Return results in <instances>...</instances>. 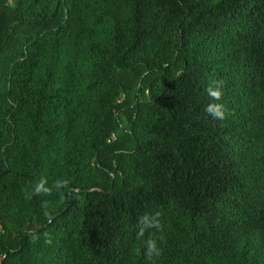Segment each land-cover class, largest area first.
Instances as JSON below:
<instances>
[{"label":"trees","instance_id":"1","mask_svg":"<svg viewBox=\"0 0 264 264\" xmlns=\"http://www.w3.org/2000/svg\"><path fill=\"white\" fill-rule=\"evenodd\" d=\"M234 69L264 138V0H0V264H264Z\"/></svg>","mask_w":264,"mask_h":264},{"label":"rangeland","instance_id":"2","mask_svg":"<svg viewBox=\"0 0 264 264\" xmlns=\"http://www.w3.org/2000/svg\"><path fill=\"white\" fill-rule=\"evenodd\" d=\"M230 31L231 24L229 23L219 32L216 43V48L219 53H225L229 50ZM210 59L215 64H219L222 60L220 56ZM233 81L236 102L234 110L228 112L232 118V128L228 135V141L238 158L242 159L246 166L254 168L257 171V175H259L264 172V167L262 168L254 162V151L252 149L256 143L264 142L262 134L259 133L257 121L258 114H254L255 110H258V93L255 88H253L252 91L245 88L242 70L240 69L233 70ZM221 103H223V101H221ZM254 239L255 237H251L245 240L248 243H254ZM255 245H257V243L254 244L253 247H255Z\"/></svg>","mask_w":264,"mask_h":264},{"label":"clouds","instance_id":"3","mask_svg":"<svg viewBox=\"0 0 264 264\" xmlns=\"http://www.w3.org/2000/svg\"><path fill=\"white\" fill-rule=\"evenodd\" d=\"M223 87H224V82L219 79H213L210 80L206 88L204 89L205 93L209 97V103L205 106L204 111L207 115L212 117L213 119L216 120H224L226 119V113L227 109L223 103H221L223 99ZM61 181H57L56 185L62 186ZM41 185H37V191H39ZM144 222L148 224V226H152V222L148 221V218H144ZM155 226L159 227V224L157 223ZM46 243H51V240H46ZM149 248L153 251L156 252L158 255L159 252L158 250L155 249L154 244H150Z\"/></svg>","mask_w":264,"mask_h":264}]
</instances>
